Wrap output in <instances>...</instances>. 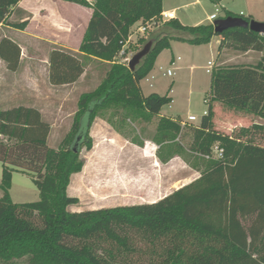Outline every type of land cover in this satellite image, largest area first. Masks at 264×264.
I'll use <instances>...</instances> for the list:
<instances>
[{"label":"trees","instance_id":"1","mask_svg":"<svg viewBox=\"0 0 264 264\" xmlns=\"http://www.w3.org/2000/svg\"><path fill=\"white\" fill-rule=\"evenodd\" d=\"M64 1L91 8L92 13L77 51L64 47L49 51V83L75 82L91 59L107 68L93 90L80 94L70 129L56 150L48 145L51 125L38 108L0 107V264L20 260L25 264H132L129 256L144 252L135 246L137 241L148 249L144 264H264V145L253 141L255 131L264 138V124L243 127L236 136L213 128L215 101L264 121V34L243 27L216 33L211 22L183 25L172 19L164 23L165 30L182 35L158 36L132 72L120 51L135 23L160 16L163 0ZM18 2L0 0V24L24 28L25 22H7ZM228 16L236 17L226 11L224 17ZM213 36H220L218 51L228 46L262 55L254 65H218L210 72V93L204 99L208 108L193 129L189 148L201 157L195 167L199 176L154 202L70 210L79 199L69 195L67 187L71 175L83 168L81 148H92L90 129L95 119L106 109L146 122L157 117L156 141H174L180 121L159 115L171 97L155 92L144 95L140 81L171 41L201 45ZM144 41L138 39L139 45ZM20 51L12 38L0 39V59L8 70L17 69ZM215 145L223 149L222 157L205 159L203 155ZM182 149L178 145L177 152ZM12 170L32 175L37 201H12Z\"/></svg>","mask_w":264,"mask_h":264},{"label":"rangeland","instance_id":"2","mask_svg":"<svg viewBox=\"0 0 264 264\" xmlns=\"http://www.w3.org/2000/svg\"><path fill=\"white\" fill-rule=\"evenodd\" d=\"M15 7L7 22H25V26L22 29L11 28V26H8L11 29H7L0 26V39L7 36L20 45V60L17 69L11 73L13 71L8 70L5 62L0 59V107L6 109L24 104L42 111L45 120L53 125L48 136V145L56 150L70 129L80 94L93 90L101 82L107 67L104 63L93 60L87 62L85 76L75 85L50 84L46 63L50 46L43 41L30 39L23 35L28 28L26 25L31 15H25L21 9ZM174 8H176L177 18L186 25H193L199 20L208 23L206 16L215 13L217 18H221L224 17L226 11H230L237 17L264 22V0H222L216 4L209 0H163V9ZM249 13H252L255 18ZM138 23L141 22L135 23L131 28V44L127 46V50L131 52H136L141 48L143 42L139 45L138 39L146 40L152 34L163 32L166 29L165 22H159L155 29L146 34H140L136 31ZM216 42L217 37L201 45L171 41L172 47L164 51L151 72L140 81L144 95L155 92L171 97V102L163 105L160 113L162 116L180 121L181 130L174 141H163L162 143L156 141L157 117L146 122L136 120L128 114L124 115L121 111L117 115L112 114V109L101 112L102 117H97L90 129V135H93L92 148L87 150L82 147L80 150V157L86 164V169L83 173L70 177L69 192H75L79 196L78 204L70 206V210L79 211L154 202L151 200L157 201L156 198L161 195V192L159 194L157 192L160 189L161 180L174 181L172 185H169L172 191L196 179L198 174L192 172L190 168L195 170V167L201 163V157L189 148L193 129L200 124L203 112L208 108L204 99L208 98L210 93V72L218 66L219 61L222 62L220 66L254 65L262 55V52L252 49L239 52L228 46L218 51ZM135 47L138 49L135 50ZM171 57L174 58V63H171ZM208 61L213 62L212 67ZM207 68H210V71H207ZM168 69L173 71L172 75L166 73ZM8 91L13 92V99H8L6 96ZM216 112L213 128L227 135L236 136L241 128L250 127L254 123L264 124V121L253 114L229 109L225 105H221ZM189 115H194L196 120L188 121ZM237 119L242 125L237 123ZM182 121L187 123L182 124ZM229 121H236L235 125L234 123L229 125ZM149 140H154L156 146ZM253 141L258 145H264L262 132H253ZM132 143L141 144L148 148V152L151 148H155L157 151L155 165H160L161 157L170 156L171 158L178 155L177 161L170 164L169 168L166 166L165 169L160 170L157 167L154 171L152 169L154 162L140 161L136 159L135 152L127 150ZM178 145L183 148L179 153L177 152ZM108 164V170H106L105 167ZM2 170L3 164L0 161V181ZM167 191L168 189L165 193ZM9 193L14 203L32 202L39 199L38 189L33 182L32 175L18 170L11 172ZM1 194L0 189V196ZM135 246L144 252L141 255H139L140 252L131 254L129 260L132 264H144L143 259L148 257L145 254L148 252L147 246L140 241H137ZM17 263L25 264V261L20 260Z\"/></svg>","mask_w":264,"mask_h":264},{"label":"crops","instance_id":"3","mask_svg":"<svg viewBox=\"0 0 264 264\" xmlns=\"http://www.w3.org/2000/svg\"><path fill=\"white\" fill-rule=\"evenodd\" d=\"M196 1H198V0H196ZM221 6L224 9H226V7H224L223 5H221ZM16 7L21 9V11H23L25 13V15H31V17H28L29 22L26 25V28L27 27L28 28H27V30H25L23 35L30 38V39H34V40L36 39V40H40V41L45 42L47 45L50 46V48H49L50 50L53 47H64V48H67V49H70L73 51H77V48L81 42L85 28L88 24V21L90 19L91 13H92L91 8L84 7V6H81L79 4L69 2V1H64V0H19ZM174 9H176V8H174ZM249 14H250V16L253 17L252 13H249ZM10 17L11 16H9L8 19ZM208 17H209V15L206 16V20H208ZM253 18H255V17H253ZM38 19H39V21H38ZM176 19L180 23H182L177 17H176ZM209 22L210 21L208 20V23ZM200 23H205V22L203 20H199V21H196L193 25H197ZM182 24L186 25L184 23H182ZM0 26H3L7 29L12 28V27L10 28V27H8V25H4V24H0ZM215 37H217L216 43L219 45L220 36H213L212 39ZM183 43H185V42H183ZM171 47H172V43L168 49H164L163 51H161V53L156 58L154 65H156L159 62L160 57L164 53V51L169 50ZM173 59L174 58H172V60ZM93 60H95V59H91L90 61H93ZM90 61H87V62H90ZM46 63L48 65V61H46ZM221 63L222 62L219 61L218 65H220ZM212 65H213V62H211L210 66L212 67ZM85 68H86V66H85ZM11 73H14V71ZM85 73H86V71H84L83 74L73 83L64 84V85H56V86H73L85 76ZM47 74H48V71H47ZM12 93H13L12 91L7 92L6 96L8 97V99H10V98L13 99ZM221 105H223V104L219 101L213 102V119L217 113L216 110L218 111V109H220ZM41 114L43 116L42 111H41ZM161 116H162V114H161ZM256 117L258 119H261L258 116H256ZM43 119L45 120L44 116H43ZM235 122L236 121H229V125H231L232 123H234V125H235ZM237 123L239 125H242L241 121L238 119H237ZM52 128H53V125H51L50 133L52 131ZM92 130H94V129H92ZM50 133H49V135H50ZM91 137L93 138V135ZM107 138H109V135H107ZM149 141L151 142V144L156 146L154 140H149ZM147 149L148 148L141 146V144L138 145L136 143H134V144L132 143L127 148V150H129V151L135 152L136 159H138L140 161L148 160L150 162L151 161L154 162V164L152 165L153 166L152 169L154 171L156 170L157 167L160 170L165 169L166 166L168 167L170 164L177 161L178 155H174L173 157L166 160L165 162L161 161L159 166L155 165L157 163V160L155 159L157 151L155 150V148H151V150L148 152ZM106 164L107 163H105V165ZM108 166H109V164L105 167L106 170H108V168H107ZM181 166H182V164H181ZM85 167H86V164L84 163L82 170L80 172L72 174L71 177H74L76 175L83 173L86 169ZM190 170H192V172L194 171L199 176V171H197V169L193 170L192 168H190ZM71 179H73V178H71ZM191 181L192 180H190L189 182H191ZM173 182L174 181L170 182L168 180H166V181L161 180V182L159 184L160 189L157 191L158 194L161 192V195H159L156 199H160V198L164 197L165 195H167L169 190H170L169 185L170 184L172 185ZM189 182H186V184ZM70 187L71 186L69 183V185L67 187V192L69 193V195H71V196L74 195L76 197H79L77 193L69 192ZM177 188H175V189H177ZM167 189H168V191H167V193H165V191ZM172 191L170 190V192H172ZM151 201H155V200H151Z\"/></svg>","mask_w":264,"mask_h":264},{"label":"water","instance_id":"4","mask_svg":"<svg viewBox=\"0 0 264 264\" xmlns=\"http://www.w3.org/2000/svg\"><path fill=\"white\" fill-rule=\"evenodd\" d=\"M212 24L214 26V31L216 33H221L224 30L233 28V27H243V28H249L250 30L254 32L264 34V22H260L254 19L245 20L242 17L228 16L224 18H217L212 22ZM164 34L173 35V36L182 35L180 32L172 31V30H164L163 32L154 33L143 42L140 49H138L136 52H133L129 58L123 61V63L132 72H134L137 69V67L141 65L144 58L151 52L154 46V43H155V39L158 36L164 35ZM80 139H81V135L79 134L74 144L75 150L77 149Z\"/></svg>","mask_w":264,"mask_h":264},{"label":"built area","instance_id":"5","mask_svg":"<svg viewBox=\"0 0 264 264\" xmlns=\"http://www.w3.org/2000/svg\"><path fill=\"white\" fill-rule=\"evenodd\" d=\"M176 17L177 16H176V10L175 9H163L158 18H152V19H150L144 23L136 24V31L140 34H146L150 30L155 29L158 26L159 22H167L169 20L176 19ZM216 18H217L216 14L213 13V14L209 15L208 20L212 23V21H214ZM129 42H131V35H129V37L126 41V44L124 45V47L120 51V56H121L122 62L125 59L129 58L131 56V54L133 53V52L127 50V46H128ZM177 59H179V58H177ZM171 63H174V61L172 60ZM208 63H209V65H211L210 61ZM207 71H210V68H207ZM166 73L168 75H172L173 71L171 69H168ZM204 114H206V110L203 112V115ZM187 119H188V121H194V120H196V117L194 115H189L187 117ZM185 123H187V122L182 121V124H185ZM222 155H223V149L218 147L217 145H215L212 148L211 153L205 154V155H203V157L205 159L221 158Z\"/></svg>","mask_w":264,"mask_h":264}]
</instances>
